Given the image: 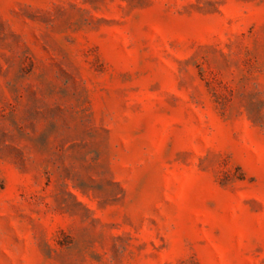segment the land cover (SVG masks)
Masks as SVG:
<instances>
[{
    "label": "rangeland",
    "instance_id": "rangeland-1",
    "mask_svg": "<svg viewBox=\"0 0 264 264\" xmlns=\"http://www.w3.org/2000/svg\"><path fill=\"white\" fill-rule=\"evenodd\" d=\"M0 264H264V0H0Z\"/></svg>",
    "mask_w": 264,
    "mask_h": 264
}]
</instances>
